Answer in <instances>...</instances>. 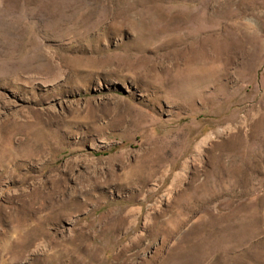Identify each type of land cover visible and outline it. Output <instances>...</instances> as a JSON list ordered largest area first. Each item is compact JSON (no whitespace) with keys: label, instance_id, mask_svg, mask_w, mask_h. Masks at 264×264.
Segmentation results:
<instances>
[{"label":"rangeland","instance_id":"374dc122","mask_svg":"<svg viewBox=\"0 0 264 264\" xmlns=\"http://www.w3.org/2000/svg\"><path fill=\"white\" fill-rule=\"evenodd\" d=\"M0 264H264V0H0Z\"/></svg>","mask_w":264,"mask_h":264},{"label":"bare ground","instance_id":"6f19581e","mask_svg":"<svg viewBox=\"0 0 264 264\" xmlns=\"http://www.w3.org/2000/svg\"><path fill=\"white\" fill-rule=\"evenodd\" d=\"M204 142V141H203ZM199 147H200V145H199Z\"/></svg>","mask_w":264,"mask_h":264}]
</instances>
